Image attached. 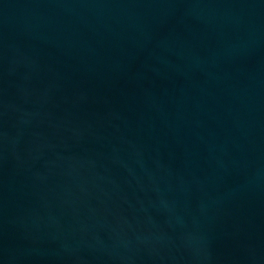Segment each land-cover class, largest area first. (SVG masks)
<instances>
[{"label": "water", "instance_id": "1", "mask_svg": "<svg viewBox=\"0 0 264 264\" xmlns=\"http://www.w3.org/2000/svg\"><path fill=\"white\" fill-rule=\"evenodd\" d=\"M0 264H264V0H0Z\"/></svg>", "mask_w": 264, "mask_h": 264}]
</instances>
